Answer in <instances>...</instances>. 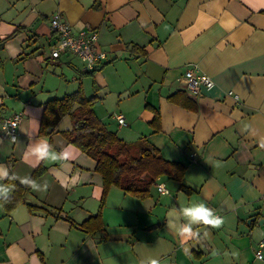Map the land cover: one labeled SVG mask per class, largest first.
Instances as JSON below:
<instances>
[{
	"label": "crops",
	"instance_id": "crops-1",
	"mask_svg": "<svg viewBox=\"0 0 264 264\" xmlns=\"http://www.w3.org/2000/svg\"><path fill=\"white\" fill-rule=\"evenodd\" d=\"M56 16L73 34L97 31L106 58L94 70L67 51L51 56ZM193 66L211 90L187 91ZM78 92L104 131L144 142L180 180L161 174L145 197L115 186L103 195L94 159L69 141L70 114L39 134L45 103ZM13 112L15 141L0 125V165L15 177L0 180V264H264L254 255L264 236V0H0V119ZM45 139L73 157L26 155ZM197 202L223 223L181 237L168 213Z\"/></svg>",
	"mask_w": 264,
	"mask_h": 264
},
{
	"label": "trees",
	"instance_id": "trees-1",
	"mask_svg": "<svg viewBox=\"0 0 264 264\" xmlns=\"http://www.w3.org/2000/svg\"><path fill=\"white\" fill-rule=\"evenodd\" d=\"M75 104L77 109L72 110ZM65 114H70L72 119L69 141L94 159L95 170L103 181V195L115 186L133 196L145 197L155 178L161 174L180 180L181 173L176 166L149 148H141L144 142L127 145L104 131L90 109V100L80 92L45 103L39 134H44ZM91 218L95 224H100L98 216ZM87 227L90 226L85 223V229Z\"/></svg>",
	"mask_w": 264,
	"mask_h": 264
},
{
	"label": "built area",
	"instance_id": "built-area-1",
	"mask_svg": "<svg viewBox=\"0 0 264 264\" xmlns=\"http://www.w3.org/2000/svg\"><path fill=\"white\" fill-rule=\"evenodd\" d=\"M50 26L57 36V44L51 50L53 58H58L63 52H70L82 63L81 71L83 73L94 70L106 58V53L96 48L97 31L83 29L77 34H73L67 23L57 16L50 20ZM182 80L187 91L194 95L199 94L202 89L211 90L215 86L214 80L206 73L200 71L197 66L186 69ZM227 94L232 97L235 104L240 103V98L237 94L232 91H228ZM21 119V112H13L8 117H2L0 119L2 136L10 141H15ZM115 119L119 125L125 123L121 114L115 115ZM159 185L161 184L157 185L158 191L162 193ZM166 191L168 192L167 189ZM217 215L222 218L220 214ZM254 255L257 260L264 263V236L258 242Z\"/></svg>",
	"mask_w": 264,
	"mask_h": 264
},
{
	"label": "clouds",
	"instance_id": "clouds-1",
	"mask_svg": "<svg viewBox=\"0 0 264 264\" xmlns=\"http://www.w3.org/2000/svg\"><path fill=\"white\" fill-rule=\"evenodd\" d=\"M74 149L70 146L69 148H65L61 152H56L52 150L48 141L40 140L35 145H31L27 152V156L35 157L37 160H51V161H62L66 162L73 157ZM5 178L15 179L14 176H9V170L7 167L0 165V180ZM22 183L30 186L33 191H44L47 188V185H41L37 183L35 180L24 177ZM159 189L162 192L163 196H167L168 192L166 191V186L161 184L159 185ZM168 225L173 230H175L178 235L184 238H196L198 237V232L194 230L195 225H205L211 227H219L223 220L219 217L213 209L208 207L203 202L191 203L184 207H182L179 212L175 209L171 210L168 213ZM182 217L183 222L181 223L177 218ZM148 264H159V261L156 259H149Z\"/></svg>",
	"mask_w": 264,
	"mask_h": 264
}]
</instances>
